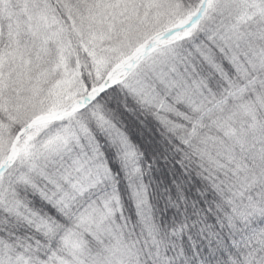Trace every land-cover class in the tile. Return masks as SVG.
<instances>
[{
	"label": "snow or ice",
	"instance_id": "1",
	"mask_svg": "<svg viewBox=\"0 0 264 264\" xmlns=\"http://www.w3.org/2000/svg\"><path fill=\"white\" fill-rule=\"evenodd\" d=\"M0 264H264V0H0Z\"/></svg>",
	"mask_w": 264,
	"mask_h": 264
}]
</instances>
